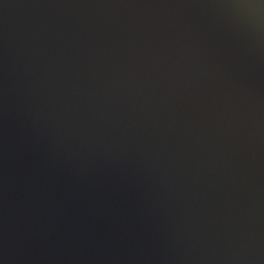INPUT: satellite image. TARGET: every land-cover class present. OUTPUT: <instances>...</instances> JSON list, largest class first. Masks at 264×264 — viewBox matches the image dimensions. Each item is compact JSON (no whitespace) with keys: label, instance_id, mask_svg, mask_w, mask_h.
I'll list each match as a JSON object with an SVG mask.
<instances>
[{"label":"water","instance_id":"water-1","mask_svg":"<svg viewBox=\"0 0 264 264\" xmlns=\"http://www.w3.org/2000/svg\"><path fill=\"white\" fill-rule=\"evenodd\" d=\"M0 264H264V0H0Z\"/></svg>","mask_w":264,"mask_h":264}]
</instances>
